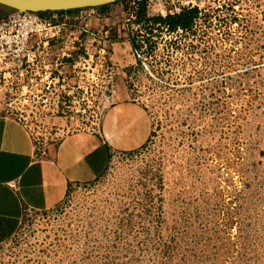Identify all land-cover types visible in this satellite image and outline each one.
<instances>
[{"label":"rangeland","instance_id":"1","mask_svg":"<svg viewBox=\"0 0 264 264\" xmlns=\"http://www.w3.org/2000/svg\"><path fill=\"white\" fill-rule=\"evenodd\" d=\"M104 5L39 13L80 41L38 79L8 82L0 114L45 149L135 99L150 138L59 205L26 211L0 264H264V0ZM193 8L187 27L153 20Z\"/></svg>","mask_w":264,"mask_h":264},{"label":"crops","instance_id":"2","mask_svg":"<svg viewBox=\"0 0 264 264\" xmlns=\"http://www.w3.org/2000/svg\"><path fill=\"white\" fill-rule=\"evenodd\" d=\"M99 124L42 149L21 121L0 114V243L15 235L26 211L59 205L73 185L100 177L113 152L142 146L152 132L146 107L135 99L112 103Z\"/></svg>","mask_w":264,"mask_h":264},{"label":"built area","instance_id":"3","mask_svg":"<svg viewBox=\"0 0 264 264\" xmlns=\"http://www.w3.org/2000/svg\"><path fill=\"white\" fill-rule=\"evenodd\" d=\"M130 1L137 5L152 0ZM180 10L181 7L177 8V12ZM62 24L31 10H15L0 16V91L5 90L8 82L20 84L29 72L31 81L38 79L39 69L57 67L71 56L76 46L70 45V41H80L81 33ZM45 73L47 78H55L52 69ZM1 92L5 95V91Z\"/></svg>","mask_w":264,"mask_h":264},{"label":"water","instance_id":"4","mask_svg":"<svg viewBox=\"0 0 264 264\" xmlns=\"http://www.w3.org/2000/svg\"><path fill=\"white\" fill-rule=\"evenodd\" d=\"M116 0H0V4L19 11H55L95 7Z\"/></svg>","mask_w":264,"mask_h":264},{"label":"trees","instance_id":"5","mask_svg":"<svg viewBox=\"0 0 264 264\" xmlns=\"http://www.w3.org/2000/svg\"><path fill=\"white\" fill-rule=\"evenodd\" d=\"M4 6V5H3ZM106 5H102L100 7H105ZM95 7H99V6H95ZM72 10H76V9H67V10H55V11H39V13L41 14H47L50 12H65V11H72ZM197 9L193 8V9H187L184 10L183 12H181L178 15L175 16H167V17H155L153 18V20L156 21H161L166 23L170 28L174 29L178 26L181 27H187L190 20H191V15L192 13H194ZM142 11L144 12V8H142Z\"/></svg>","mask_w":264,"mask_h":264}]
</instances>
